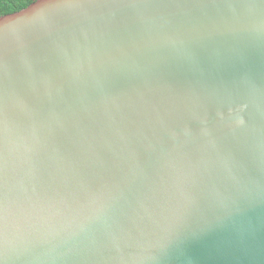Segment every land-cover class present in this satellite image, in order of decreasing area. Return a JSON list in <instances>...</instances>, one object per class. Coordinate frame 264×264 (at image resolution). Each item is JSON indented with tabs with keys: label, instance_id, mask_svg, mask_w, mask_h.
Returning a JSON list of instances; mask_svg holds the SVG:
<instances>
[{
	"label": "water",
	"instance_id": "95a60500",
	"mask_svg": "<svg viewBox=\"0 0 264 264\" xmlns=\"http://www.w3.org/2000/svg\"><path fill=\"white\" fill-rule=\"evenodd\" d=\"M0 28V264H264V0H36Z\"/></svg>",
	"mask_w": 264,
	"mask_h": 264
},
{
	"label": "trees",
	"instance_id": "16d2710c",
	"mask_svg": "<svg viewBox=\"0 0 264 264\" xmlns=\"http://www.w3.org/2000/svg\"><path fill=\"white\" fill-rule=\"evenodd\" d=\"M36 0H0V16L19 11Z\"/></svg>",
	"mask_w": 264,
	"mask_h": 264
},
{
	"label": "snow or ice",
	"instance_id": "6c2138e0",
	"mask_svg": "<svg viewBox=\"0 0 264 264\" xmlns=\"http://www.w3.org/2000/svg\"><path fill=\"white\" fill-rule=\"evenodd\" d=\"M54 2L56 3H69V2H77V0H54ZM0 31H3L2 28H0ZM3 116V111L2 108H0V119H2ZM2 189H3V185H2V175H0V234H2L3 231V212H4V198H3V194H2Z\"/></svg>",
	"mask_w": 264,
	"mask_h": 264
}]
</instances>
